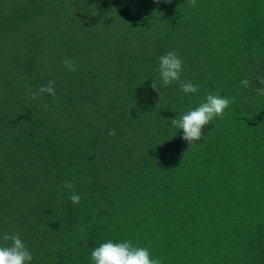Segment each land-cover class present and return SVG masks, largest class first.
Listing matches in <instances>:
<instances>
[{
	"label": "trees",
	"instance_id": "1",
	"mask_svg": "<svg viewBox=\"0 0 264 264\" xmlns=\"http://www.w3.org/2000/svg\"><path fill=\"white\" fill-rule=\"evenodd\" d=\"M172 50L198 94L163 86ZM259 77L264 0H0V233L32 264H93L109 240L162 264H264ZM210 93L228 115L188 150L171 120Z\"/></svg>",
	"mask_w": 264,
	"mask_h": 264
},
{
	"label": "clouds",
	"instance_id": "2",
	"mask_svg": "<svg viewBox=\"0 0 264 264\" xmlns=\"http://www.w3.org/2000/svg\"><path fill=\"white\" fill-rule=\"evenodd\" d=\"M156 2L159 3V0H156ZM165 2L170 3L171 0H165ZM190 4L195 7L197 0H190ZM64 64L69 71H76L75 63L72 60L67 59ZM183 71L184 61L175 50L169 51L159 58L158 72L163 86L167 87L174 82H179L180 89L185 94H198V86L189 81H181ZM258 80L261 85H264V77H259ZM53 83L50 81L49 85L42 87L40 91H49L54 94ZM241 86L249 87L250 82L244 79L241 81ZM151 87L157 91L156 82L153 81ZM257 92L264 95V87L257 89ZM32 99H38V95L33 93ZM232 102L230 98L210 93L198 107L189 109L185 114L171 120L173 126L182 130L183 136L181 138L189 145L188 150L202 139L204 129L212 121L226 118L228 115L227 109ZM109 135L115 136L116 133L113 130L109 132ZM63 187L72 189L74 186L71 182H66ZM69 200L74 205H78L81 196L72 192ZM0 240L5 242L0 245V264H32L33 255L18 232L0 233ZM91 260L93 264H162L160 258H153L149 248L135 246L131 241L113 242L109 240L103 242L92 250Z\"/></svg>",
	"mask_w": 264,
	"mask_h": 264
}]
</instances>
